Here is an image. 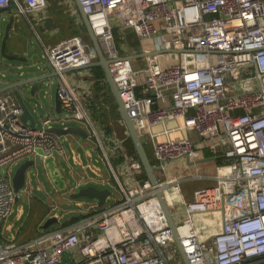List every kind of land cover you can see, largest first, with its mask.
Instances as JSON below:
<instances>
[{"label": "built area", "instance_id": "2783aa9c", "mask_svg": "<svg viewBox=\"0 0 264 264\" xmlns=\"http://www.w3.org/2000/svg\"><path fill=\"white\" fill-rule=\"evenodd\" d=\"M49 2L0 0V15L29 18ZM79 2L140 140L152 147L158 189L188 264H264V0ZM70 11L83 22L75 7ZM117 28L148 43L140 53L122 55ZM84 38L70 36L44 51L60 80L57 96L69 111L60 123L74 119L92 128L77 87L64 76L97 60L90 38ZM21 115L14 93L0 96V225L17 201L12 176L1 168L9 174L20 161L63 152L59 137L48 131L52 117L32 127ZM204 148L223 161L216 165L215 184L194 190L187 200L182 178L169 165L177 159L197 164ZM125 159L136 180L125 187L113 173L123 193L119 201L77 202L85 205L81 219L60 222L25 242L8 236L12 225H5L0 264H185L156 190L147 178L138 179L145 172L140 160ZM165 190L177 199L168 202ZM213 214L219 216L214 231ZM204 215L211 221L199 225Z\"/></svg>", "mask_w": 264, "mask_h": 264}, {"label": "crops", "instance_id": "0c3cea01", "mask_svg": "<svg viewBox=\"0 0 264 264\" xmlns=\"http://www.w3.org/2000/svg\"><path fill=\"white\" fill-rule=\"evenodd\" d=\"M67 2L69 4H73L78 14L80 15L77 5L75 3V0H67ZM55 3L53 2V0H50L49 7L45 11L38 12V13H30L29 18H23L21 16H16L11 11L7 12L8 16H7L6 24L8 23L10 17L13 16L14 18H13V22H12L10 32L7 38L8 42L6 45V50L11 55H16L19 58L21 57V59L17 60L19 61L18 62L19 64L29 61L32 56H34L35 58L37 57V49L34 47L33 38H35L36 42L39 44L40 50L43 52V56L47 58V56L45 55L44 46L50 45V44H53L59 41L60 39L57 40L58 32H60L62 29H66L67 27H69L70 24L67 21H63V16H61V13L63 12L68 13V16H70L69 11L62 9L58 3L57 4ZM59 8H61L62 10L61 9L59 10ZM0 16H4V13L2 12ZM44 16L53 17L55 20L56 26L51 27V28H44V27L41 28L43 24V21L41 19ZM82 23H79V24L82 26ZM121 32L125 33L123 37L126 38L127 40H128V36L129 38H131L130 41L128 40V42H126L130 49L129 51L125 47V45L124 46L118 45L121 48L122 50L121 53H123V55L131 54L133 52L140 53L142 51L143 46H145L148 43L147 41H142L138 39L132 30H129V29L122 30ZM126 50L127 52H125ZM138 58L140 57L138 56ZM49 64L51 66L50 69H42V67H39V71L32 75V77H35L37 74H40V75L45 74V75L50 76V78L46 80L47 81L46 85L48 84L49 88L51 87L52 82L56 80L55 91H52L50 88V90H45L43 92L44 94L42 93L40 94V97L42 100L41 103L43 105V110H40L39 107H36L33 109V112L38 117L41 125H42L43 119L47 118L48 116L52 118L56 116L59 117L65 113L64 111H67V108H65L63 104H61L60 106L61 108L60 112L56 111L55 98L57 95V87H58L60 80L50 61H49ZM19 67H21V65H19ZM64 76L66 78V81L71 86L77 87L79 96L83 100V102L86 103L85 105L89 110V117L90 119H92V115L90 114L91 113L90 112V107H91L90 102L92 101V99L94 102L98 98L99 95L94 92V86H95L96 81L91 71V68L72 69V70L65 72ZM13 82L14 80L12 79L2 81L0 82V87L6 84L13 83ZM105 82H107V79L105 80ZM102 84L104 85V83H101V85ZM10 93H11L10 91H5V92L0 93V96L10 94ZM33 104L35 103L33 102ZM33 112L32 114L34 116ZM119 115H120V112H119ZM119 118H120L119 122L123 124L124 120L122 119L121 115ZM67 121L64 122L63 126L73 125V124H67ZM53 124L62 125V123H58V122H55ZM78 125L85 127L89 135L87 126L81 123ZM97 129L100 131L99 126H97ZM190 136L193 138L195 142H197L191 133H190ZM100 137L103 138V141L105 142L104 136L100 135ZM84 140H90L89 136H87L86 139L81 138L78 135H66V136L59 137L60 145H61V148L63 149V152L62 153L56 152L54 153L53 156H50V158H52V160L54 159L55 161V164L57 167V169L55 170V174L59 172L61 175L60 179L58 180L53 179V177L51 176L50 172L47 169L44 170L45 176L47 177L49 184L53 186L55 190H58L57 186L62 184L64 185V187L68 189L69 194H71L72 192H75L80 187H84L88 185H94V186L97 185V187L100 186L99 188H107V186L110 185L111 184L110 182L112 181L115 186L114 188L117 190V193H115V195L111 193L110 196L107 197L105 203L102 205V206H109L115 203L116 201H119L121 199V196H123V193L117 187L114 177L113 178L111 177L110 167L106 166V162H108V157L104 159L103 156L101 155L104 152V150L100 154L97 148L93 145L94 143H92V145L88 147L89 145L84 143L83 142ZM106 140L111 141V137H108V139ZM113 141H114V145L111 144L112 146H109L110 147L108 148L109 154L107 153V155L110 156L109 159L112 163V166L115 169V173H117L119 176V182L123 186L129 187L134 184V180H136V178L129 171L128 169L129 166H128V163H126V159L121 160V158L116 156L117 152H115V150L122 151L124 149V147H122L123 146L122 141H118V140L116 141L115 138ZM65 143H67V146L65 145ZM76 146H79L84 149V156L81 155V153L76 150ZM148 146H149L148 151L155 163V158L153 156L152 147L149 144ZM105 148H106V145H105ZM36 158H30L26 160H33L37 162ZM47 159H49V157L46 159L42 158V163ZM92 159L94 161H97V163H93L91 161ZM98 161L102 163V167L99 165ZM222 161L223 160L221 157H216L214 154L212 155V153L208 149L204 148L202 151V157L199 159V162L197 164L187 159H177L169 165V169L172 175H176L182 178V182H181L182 194L184 198H186L187 200H191L194 197V190L201 188V187H206V186L210 187L215 184V178L213 177L216 174V165H218ZM95 171H98V172L96 173ZM40 172L41 170L39 171L37 167L34 169V171H29L30 177L28 179V184L32 182V176L36 178L37 176H39ZM196 174H198L199 176L201 175V177L195 178ZM138 179H145V177L142 174L138 176ZM198 182L203 183V185L192 191L186 189L187 185H192L193 183L197 184ZM29 189H32V187H29ZM37 189L43 190L42 181L40 180H39ZM94 202H97V201H94ZM31 212H32V209L28 212V215H30ZM16 215H17L16 216L17 221H21V222L17 227H15L13 222L9 223L12 225L9 232H11V230L14 229V231L9 233V235L11 237H15V239L19 242H25V241L35 238V235L37 233L39 234L40 230L42 229L41 228L42 223L48 217V215L47 216L40 215L38 219L34 222V226H32L29 229H25V224L27 222V218H26L27 215L23 207L18 208ZM83 215L85 214L81 212L79 215L70 217L62 223H65V224L71 223L73 222L72 220H74L75 218H78V216H83ZM218 218H219L218 215L213 214V222H212L213 231L217 230V228L219 227V224L217 223ZM210 219H211L210 216L204 215L202 216V218L198 219V221L200 222L198 224L200 225L201 223H207L211 221Z\"/></svg>", "mask_w": 264, "mask_h": 264}, {"label": "rangeland", "instance_id": "374dc122", "mask_svg": "<svg viewBox=\"0 0 264 264\" xmlns=\"http://www.w3.org/2000/svg\"><path fill=\"white\" fill-rule=\"evenodd\" d=\"M60 1L61 0H55V1L53 0V2L54 3L57 2L62 9L69 11L70 16H68V13H66V12L61 13V16H63V21H67L72 26L69 25V27H67L68 29L67 28L62 29L60 32H58V34H57L58 39L57 40H59V39L61 40V38L64 39V38L74 36V35H81L84 38L83 33H85V32H83L82 34L78 33V34L72 35V32L74 31L75 28L82 27L80 24H77L76 21L72 22L74 17L72 15L70 9L74 8V5L69 4L68 2H66V0H62L61 2ZM57 3H55V4H57ZM61 8H59V10ZM7 16H8L7 12H4V16H0V82L6 81L8 79H12L14 81H18V80L20 81V80H24L25 78H31L34 73H37L39 71V67H42V69H50L51 66L49 64V61L46 57L43 56V52L40 50L39 44L36 42L35 38H33V41H34L33 44H34V47L37 49V57L36 58L34 56H32L29 61H26V62H23L22 64H19L18 63L19 61L8 60L7 58H5L2 55L1 43H2L4 31H5V26H6L5 24L7 21ZM5 18H6V20H5ZM69 18H70V20H69ZM63 21H62V23H63ZM124 34L125 33H123L121 37H118V39H115V44L117 47H119L118 45H120V46L125 45V47L129 51L130 49L128 47V44L126 43L128 41H126V42L124 41V37H123ZM86 39H88V38L86 37ZM130 39L131 38H129V36H128L129 41H130ZM7 42H8V40H7ZM125 52H127V50ZM20 59H21V57H20ZM19 65H21V67H19ZM37 75H40V74H37ZM45 85H46V83H44V86ZM50 88L52 91H55L56 80L54 82H52V85ZM50 88L47 84L45 87V90H50ZM41 93H42V91H41ZM98 94L100 95V98L96 99L94 101V103L92 104V107H90V112L93 113L92 119H90L93 127L88 128V131H89L88 136H89L90 140H84L83 142L88 144L89 145L88 147H90V145H92V143H94L93 145L97 148V150L100 154L104 150V152L101 155L103 156L104 159H106L108 157V162H106V166L110 167V174H111V177L113 178L112 174L115 173V169L112 166V163L109 159L110 156L107 155V153L109 154V152L105 148L103 138H101L99 135V131L97 129V123L96 122H100L99 119L102 121H106V124L108 126L110 125L111 126L110 128L112 129L111 137L113 140L115 138L116 141L117 140L121 141L124 138L125 131H124V133H122L123 132V130H122L123 125H122V123L119 122L120 118L115 119V117L110 112L112 109V106H113L111 101L109 99H107V97L103 98V96L101 95L100 92H98ZM24 100H25V103L30 108L31 112H33V109L36 107H39L40 110H43L41 105H39V104L33 105L34 100H32L30 98L26 99V97L24 98ZM102 102H104V104L102 106H100ZM95 109H97V111H95ZM64 112L65 113L62 115L69 117V111L67 110ZM88 112H89V110H88ZM34 116L36 118V126L40 127L41 124H40L39 119L35 113H34ZM67 124L77 125L80 123L74 119H68ZM65 145L67 146V143H65ZM76 150L79 151L81 153V155L84 156V149L83 148L76 146ZM39 152H42V151L39 150ZM103 154L106 156H104ZM36 160H37V162H35V165L36 164L37 165L35 166V168L37 167V169L39 171L41 170V172L39 173V176H37L36 178L34 176H32V182L29 184L27 182V185L24 188H22L20 190V192L16 193L18 199H17V201L14 202L13 207H12V212L7 217L6 221L0 225V231L2 230V227H4L5 225H7L11 222L14 223L15 227H17L20 224L21 221H17V219H16V216H17L16 214H17V210L19 207H23V209L26 211L27 222L25 224V229H29L32 226H34V222L38 219V217L40 215H46V216L48 215L47 218H49L51 216H55V215H57L59 217V220L57 223L50 225L46 229H41L40 232L42 233V232H45V231H48L50 229L57 227L58 223H60V222L62 223L66 219L73 217V216H77L81 212H83V210H85V205L78 206L77 202H82L83 204H88L89 202L96 201L95 199H87L85 197L72 199L68 193V189L66 187H64V185H62V184L57 186L58 190H55L54 187L49 184V181H48L47 177L45 176V171H44L47 169L50 172L53 179H55V180L60 179V176H61L60 173L58 172L57 174H55V170L57 169V167H56L54 159L52 160V158L49 157V159L45 160L43 163H42L41 157H37ZM91 161L93 163H97V161H94L93 159ZM21 163H22V161L18 162V164H13L9 174L7 171L8 168L2 167L1 173L6 177H8V176L11 177L15 173L17 166L20 165ZM98 163L102 167V163L100 161H98ZM36 179H37V181H36ZM39 180L42 181L43 190L37 189ZM110 183L111 184L108 185L107 188H109L111 190V193L115 195V193H117V190L114 188L115 186H114L113 182L111 181ZM202 185H203V183H199V182L197 184L193 183L192 185H187L186 189L192 191L198 187H201ZM29 187H32V189H29ZM96 187H97V185H96ZM31 209H32V212L30 215H28V212ZM47 218H46V220H47ZM44 222L42 224H44ZM13 231H14V229L11 230V232H13ZM11 232H7V235L10 236L9 233H11ZM37 235H38V233L35 236H37ZM67 260H68V254H66L64 256V262H66Z\"/></svg>", "mask_w": 264, "mask_h": 264}, {"label": "water", "instance_id": "95a60500", "mask_svg": "<svg viewBox=\"0 0 264 264\" xmlns=\"http://www.w3.org/2000/svg\"><path fill=\"white\" fill-rule=\"evenodd\" d=\"M75 3L77 5L78 11L80 13V16L82 18L84 26L86 28L87 34L90 38V41H91V43L95 49L96 55H97V60H95L92 64H90L89 66L84 67V68H92V67L100 66L103 69L105 76H106V79H107V82L111 88V91H112L113 96L115 98V101L117 103L120 115H121L122 119L124 120L126 128L129 132V135L132 139V142L136 148L139 160H140V162H141V164H142V166L146 172L147 179L150 181L153 188L156 190V196L158 197L160 204L162 206L163 213L168 220L169 228L172 230L175 244H176V246L179 250V253L181 254L185 264H188L187 257L184 253L182 246H181V243H180L177 231H176L173 216L169 210V207L167 205V202L165 200V197H164L162 191L158 189V180H157V177L155 174V167L151 163L150 159L148 158V155L145 151L143 143L140 140V138H139V136L135 130V127L133 126V123H132L123 103H122L118 88H117L116 83L114 81V78L109 71V66H108L109 60L106 58L105 54L103 53V50L100 46V43H99L97 37L95 36L92 28L90 27L87 15L84 12V9L81 6L79 0H75ZM13 18H14L13 16L10 17L8 23L5 26V31H4L2 43H1V53L8 60H19L20 58L18 56L11 55L6 50L7 38H8L9 32H10V28H11V25L13 22ZM55 26H56V23H55L54 18L48 16V17H45L43 19V24H42L41 28H43V27L44 28H51V27H55ZM77 69H83V68H77ZM54 75H56V74H54ZM54 75H52V76H54ZM49 78H50V76L43 74V75H39L37 77L25 78L24 80L14 81L13 83L6 84V85L0 87V93L5 92V91H10L11 93H14L17 96L19 103H20V107L22 108L21 119L25 124H28L29 126L34 127L36 125V120H35L32 112H31L30 108L25 103L24 98L26 97V99L30 98V99L34 100L33 102L35 104H33V105L39 104L43 108V105L41 103L42 100H41L40 94H41V91H42V94L45 91L46 85L44 86V83H46L47 82L46 80ZM43 97H44V95H43ZM60 106H61V100L56 95L55 108H56L57 112H60V109H61ZM52 119H53V123H55V122L60 123V120H59L60 116L59 117L56 116ZM48 131L56 134L58 137H62V136H66V135H78L81 138H87V136H88L87 129L81 125H78V124L77 125H68V126L52 124L48 128ZM34 168H35V161H33V160H25L17 167V169L15 170V173L13 174V176L11 178V182H12L13 188H14L16 193L20 192V190L27 185L28 179L30 177L29 171H33ZM110 194H111V190L109 188H99V187H96L94 185H88V186L78 188L75 192H72L69 195L72 199H77V198H81V197H85L87 199H95L98 202V205L102 206L105 203L107 197L110 196ZM17 199H18V197H17ZM58 220L59 219L57 218V216H51V217L47 218V220L44 222V224L41 225V228L46 229L50 225L57 223Z\"/></svg>", "mask_w": 264, "mask_h": 264}, {"label": "trees", "instance_id": "16d2710c", "mask_svg": "<svg viewBox=\"0 0 264 264\" xmlns=\"http://www.w3.org/2000/svg\"><path fill=\"white\" fill-rule=\"evenodd\" d=\"M72 22H75V20L73 21L72 20ZM77 23V22H76ZM82 23V22H81ZM77 24H79V23H77ZM70 26H72L71 24H70ZM77 26V25H76ZM75 26V27H76ZM68 29V28H67ZM82 32H81V31ZM130 30V29H129ZM83 32H85V33H83ZM78 33H80V34H84V36H85V38L86 37H89L88 36V34H87V31H86V28H85V26H84V24L82 23V27H78V28H75L74 29V31L72 32V35H74V34H78ZM122 33L123 32H121L118 28L117 29H114V35H115V39H118V37H121L122 36ZM125 35V34H124ZM123 35V36H124ZM124 41L126 42V41H128L126 38H124ZM119 49H120V52L122 51L121 50V48L119 47ZM122 55H123V53H121ZM91 71H92V73H93V76H94V78H95V86H94V92L95 93H97L98 94V92H100L101 93V95L103 96V98H105V97H107V99H109L110 101H111V103H112V109H111V114L115 117V119L117 118V119H119V117H120V115H119V111H118V106H117V103H116V101H115V98H114V96H113V93H112V91H111V89H110V87H109V85H108V83L107 82H105V80H106V77H105V73H104V71H103V69L100 67V66H96V67H93V68H91ZM101 83H104V85L102 84L101 85ZM99 95V94H98ZM96 97V96H95ZM93 98H94V96H93ZM98 98H100V95L98 96ZM97 98V99H98ZM91 103V107H92V104L94 103L93 102V99H92V101L90 102ZM104 104V102H102L101 103V105L100 106H102ZM95 111H97V109H95ZM91 115L93 116V113H91ZM117 116V117H116ZM102 118V117H101ZM103 119V118H102ZM99 121L100 122H96L97 123V126H99V129H100V131H99V134L100 135H103L104 136V138H105V145H106V149L108 150V148H110L109 146H112V145H114V141L112 140V137H111V133H112V129L110 128L111 126L109 125H107L106 124V121H102V120H100L99 119ZM119 121V120H118ZM123 126H122V130H123V132L122 133H124V131H125V133H124V138L121 140L122 141V147H124V149L121 151V150H115V152H117V157H119V158H121V160L122 159H125V157L126 156H134V157H136L137 159H139V157H138V154H137V151H136V148H135V146H134V144H133V142H132V139H131V137H130V135H129V132H128V130H127V128H126V125H125V123H123L122 124ZM108 137H111V141H107L106 139H108ZM142 143H143V146H144V148H145V151H146V153H147V155H148V158L150 159V161H151V163L153 164L154 163V160L152 159V157H151V155H150V153H149V149H148V144L147 143H145V142H143L142 141ZM112 144V145H111ZM118 159V158H117ZM221 163V162H220ZM143 176L145 177V178H147V176H146V172H144L143 173ZM82 218V216H78V218H75L74 220H72V221H75V220H77V219H81ZM36 237V236H35Z\"/></svg>", "mask_w": 264, "mask_h": 264}, {"label": "bare ground", "instance_id": "6f19581e", "mask_svg": "<svg viewBox=\"0 0 264 264\" xmlns=\"http://www.w3.org/2000/svg\"><path fill=\"white\" fill-rule=\"evenodd\" d=\"M165 194H166V196H167V200H168V202H172L173 201V199H177V198H172V197H170V195H174V192H172V190H165Z\"/></svg>", "mask_w": 264, "mask_h": 264}]
</instances>
